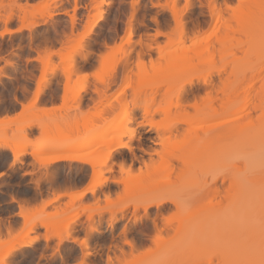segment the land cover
Listing matches in <instances>:
<instances>
[{
  "label": "bare ground",
  "instance_id": "obj_1",
  "mask_svg": "<svg viewBox=\"0 0 264 264\" xmlns=\"http://www.w3.org/2000/svg\"><path fill=\"white\" fill-rule=\"evenodd\" d=\"M49 1L29 44L57 31L70 42L84 19L98 40L59 63L38 52L23 62L5 58L0 34V264H259L264 0H236L212 44L192 38L182 14L208 26L218 0H131L125 24L123 0ZM92 9L104 21L89 20ZM155 60L130 83L134 66ZM97 65L102 84L74 94L71 115L36 114L46 98L32 91L35 72L54 77L50 102L64 82L65 104L72 79Z\"/></svg>",
  "mask_w": 264,
  "mask_h": 264
},
{
  "label": "rangeland",
  "instance_id": "obj_2",
  "mask_svg": "<svg viewBox=\"0 0 264 264\" xmlns=\"http://www.w3.org/2000/svg\"><path fill=\"white\" fill-rule=\"evenodd\" d=\"M13 0H5V6L4 10L2 12L3 15H11L12 19L9 21L7 26L5 24L0 25V34L4 37L5 39V47H6V53H5V58L8 60L14 59V60H21V61H27L31 60L37 57L38 55L41 57H46L47 55L51 53H58L61 57L56 56L52 59L54 63H59L61 59L64 58H69L71 56L79 57L80 54L83 52V48L88 41H97V28H91L88 30V26L86 24L87 19H84L82 22L81 26L78 29V33L76 37L68 42L64 35L61 34L60 31L55 32L52 34L50 41L45 44L41 45L39 40H36L32 42V44L28 43V23L31 21L32 18H39L40 12H42L45 8V4L47 0H16V2H12ZM59 2V0H50L47 2V4L52 5L54 3ZM160 5L165 4V0H159ZM194 3H198V0H193ZM107 3V2H106ZM123 13L121 14V22L125 24L128 19H129V14H128V8L130 7L131 0H123ZM100 5V0L98 2ZM113 6H116L115 4H112ZM98 6V5H97ZM110 6L109 3L103 4V7L107 9V7ZM112 6V7H113ZM184 2L180 1L179 7H183ZM80 7V5H79ZM77 8V13L80 11L83 12V8ZM190 8V7H189ZM187 8L186 11L182 14L183 15V21L187 23L188 27L194 33L192 38H197V41H200L201 43H215L217 33H221V21L222 20H232V16L235 15L238 12V3L236 0L234 1H228V0H218L216 3V10L218 12L217 17L212 18V23L208 26L205 27H197L195 26L188 18L187 15L190 11V9ZM79 9V10H78ZM104 9V10H105ZM153 10H160L157 7H152ZM106 12V11H104ZM167 12V11H166ZM168 13V12H167ZM97 15V11H94L93 9L89 12L87 15L89 20L92 19L94 16ZM102 15V16H101ZM99 17L96 18V23H101L105 19V13L101 14ZM86 16V17H87ZM62 19H66L64 16H60ZM102 18V19H101ZM36 28V29H40ZM44 28V27H42ZM41 28V29H42ZM107 29L109 32L113 33V28L112 26H107ZM18 35H22L24 38L19 37ZM20 38V39H19ZM126 38L123 36V34L119 35V37L116 39V45L120 44L123 42L126 44ZM134 38V39H133ZM132 39L135 40V37ZM149 38V36H148ZM150 37L149 39H151ZM97 39V40H96ZM148 39V40H149ZM132 40V41H133ZM110 44V43H108ZM102 46V44H100ZM99 46V47H101ZM113 45L111 44L110 47ZM104 51V50H103ZM109 53V50L106 48V51L102 53V56H106V54ZM158 64V61H152V62H144L143 65L141 66H134L132 68V71L130 73V83H134L136 76L138 74H142L146 70H150L153 67H155ZM99 65V64H98ZM96 66L92 69H88L84 71L80 76L74 77L70 83V88L68 89V95L65 100V104L60 100V96L63 94V86L64 82L59 86V90L57 91V94L55 95L57 99L53 102L49 101V93L51 90L54 89V77H52V74L48 71L46 74L45 79L42 78L43 74L40 73V71L35 72L33 78L31 79L32 82V91L35 92L38 89L42 90L44 97L46 100H42L38 102L36 106V114L38 116L43 117V115L48 114V113H56L58 116H64L65 114H72L70 110L67 109L68 106L71 104V99L74 94L77 92L83 93L85 90L90 91L94 86L101 85L102 80L97 79L93 73L97 72L98 70L103 71V79L105 77V74L108 69H103L101 66ZM101 67V68H100ZM28 106V105H26ZM88 110H90L89 107L83 106L81 107V110L78 114H83L86 113ZM19 113V112H18ZM28 115V112H25L22 115V121L26 120ZM80 116V115H79ZM157 119V117L155 118ZM134 173H136V169L133 170ZM2 183V182H0ZM6 211H2L0 213V216L5 217L6 216ZM8 245L7 239L5 241H0V248H4ZM144 248V247H143ZM141 248L140 250H142ZM142 251L147 252L150 255H156L158 252L155 248L153 247H146Z\"/></svg>",
  "mask_w": 264,
  "mask_h": 264
},
{
  "label": "snow or ice",
  "instance_id": "obj_3",
  "mask_svg": "<svg viewBox=\"0 0 264 264\" xmlns=\"http://www.w3.org/2000/svg\"><path fill=\"white\" fill-rule=\"evenodd\" d=\"M158 35H159V33H158ZM93 75H95L97 77V79L102 80L104 74H103L102 70H98L97 72L93 73ZM262 255H264V254H262ZM259 264H264V258H262L260 260Z\"/></svg>",
  "mask_w": 264,
  "mask_h": 264
}]
</instances>
